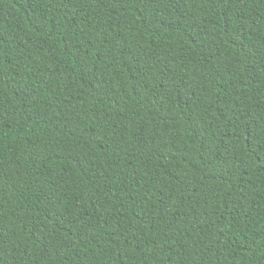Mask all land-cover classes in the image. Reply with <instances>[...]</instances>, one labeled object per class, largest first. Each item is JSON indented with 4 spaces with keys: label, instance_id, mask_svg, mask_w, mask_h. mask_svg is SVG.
Masks as SVG:
<instances>
[{
    "label": "trees",
    "instance_id": "16d2710c",
    "mask_svg": "<svg viewBox=\"0 0 264 264\" xmlns=\"http://www.w3.org/2000/svg\"><path fill=\"white\" fill-rule=\"evenodd\" d=\"M0 264H264V0H0Z\"/></svg>",
    "mask_w": 264,
    "mask_h": 264
}]
</instances>
